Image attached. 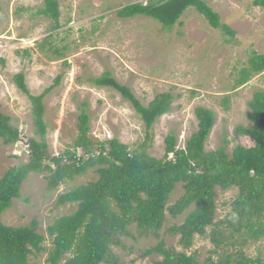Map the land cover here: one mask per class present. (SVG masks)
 Wrapping results in <instances>:
<instances>
[{"label": "rangeland", "instance_id": "1", "mask_svg": "<svg viewBox=\"0 0 264 264\" xmlns=\"http://www.w3.org/2000/svg\"><path fill=\"white\" fill-rule=\"evenodd\" d=\"M148 1L58 0L62 27L57 31L52 30L51 20L35 15L43 8L44 0L0 1L1 112L10 117L25 141L39 138L34 134L31 103L13 81L17 74L26 77L33 96L53 86L58 76L63 77L45 99L48 126L45 140L50 157L62 154L74 144L79 117L84 111L89 116V138L95 150L98 143L113 139L136 149L149 137V153L161 159L169 135L176 136L178 149L186 147V142L198 131L195 112L200 107L211 110L216 117L206 151L227 145L231 154L239 145L253 147L249 138L237 136L236 129L251 126L248 104L257 91L264 90V72L243 87L236 89L235 85L249 58L254 53L264 56V11L253 5L255 0H205L222 22L235 31L233 38L214 30L193 8L171 30L148 17L123 19L117 14L128 5ZM64 47L68 48L64 56L56 58L53 51ZM105 73L129 87L144 106L158 94L171 92L174 96L171 112L148 131L131 104L118 92L94 86L92 80ZM28 159L29 151L6 147L0 140V178L9 169L28 163ZM46 176H29L23 184L21 199L15 200L2 218L5 225L21 227L36 221L38 232L46 236L47 228L56 219L77 209L76 204L57 207L58 197L98 178L95 170H90L53 192L47 188ZM183 193L179 185L170 197L169 206ZM237 194L236 189L217 190L216 223L229 214ZM187 213L176 219L167 215L159 239L139 236L132 228V236L122 240L123 247L113 248L117 264L161 262L159 255L144 257L148 249L161 241L166 247L182 252L180 235L170 234L169 229L183 224ZM239 245L226 249L229 252L241 249L250 257L264 259V239L247 240ZM44 248L43 253L31 256V264H49L50 239H46ZM214 251L209 237L196 236L185 252L194 255L199 264H209L218 259Z\"/></svg>", "mask_w": 264, "mask_h": 264}, {"label": "trees", "instance_id": "2", "mask_svg": "<svg viewBox=\"0 0 264 264\" xmlns=\"http://www.w3.org/2000/svg\"><path fill=\"white\" fill-rule=\"evenodd\" d=\"M253 5L264 11V0H255ZM191 8L214 30L235 37V31L222 22L205 0H150L147 4L128 5L117 14L123 19L148 17L171 30ZM35 15L51 20L53 31L62 27L58 0H44L43 8ZM67 50L64 47L53 52L59 58ZM263 72L264 56L254 53L240 71L235 88L243 87ZM25 79L23 74H17L13 81L31 103L34 134L39 139L27 141L28 163L9 169L0 178V264H31V256L44 252L46 239H50L52 245L48 250L49 264H117L113 248L123 247L122 240L132 236V228L139 236L159 239L167 215L176 219L188 211L183 224L169 229L170 234L180 235L183 251L168 248L161 241L148 249L144 257L161 256L157 264H199L194 255L185 251L192 247L195 237L200 236L209 237L215 247L214 254L218 256L209 264H264L263 258L250 257L241 249L237 252L226 249L237 248L243 241L264 239V90L257 91L248 104L251 126L236 129L237 136L249 138L253 147L239 145L231 154L227 145L216 151H206L216 117L211 110L200 107L195 112L198 131L186 142L184 149H178L176 136L169 135L161 159L149 153V137L136 149L113 139L98 143L95 150L89 138L91 128L85 111L79 117L74 144L62 154L50 157L45 140L48 130L45 99L60 85L63 77L58 76L54 85L39 96L31 95ZM92 83L97 88L118 92L131 104L148 131L173 107L171 92L158 94L144 106L129 87L121 85L110 73L93 79ZM20 139L19 129L1 112L0 104V140L4 146L15 148ZM90 170L98 174L95 181L58 197L57 207L76 204L77 209L56 219L47 228L46 236L38 232L36 221L21 227L3 223L4 214L13 207L15 200L21 199L23 184L30 175H47V188L54 192ZM179 185L184 193L169 206L170 197ZM219 189H236L238 194L226 218L216 223Z\"/></svg>", "mask_w": 264, "mask_h": 264}, {"label": "built area", "instance_id": "3", "mask_svg": "<svg viewBox=\"0 0 264 264\" xmlns=\"http://www.w3.org/2000/svg\"><path fill=\"white\" fill-rule=\"evenodd\" d=\"M15 148L24 149V151H29V146L27 145V141L24 140V137H21L20 141L17 143Z\"/></svg>", "mask_w": 264, "mask_h": 264}, {"label": "clouds", "instance_id": "4", "mask_svg": "<svg viewBox=\"0 0 264 264\" xmlns=\"http://www.w3.org/2000/svg\"><path fill=\"white\" fill-rule=\"evenodd\" d=\"M15 149V148H14Z\"/></svg>", "mask_w": 264, "mask_h": 264}]
</instances>
